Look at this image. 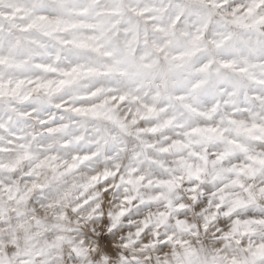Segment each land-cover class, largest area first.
I'll return each instance as SVG.
<instances>
[{
	"label": "clouds",
	"instance_id": "clouds-1",
	"mask_svg": "<svg viewBox=\"0 0 264 264\" xmlns=\"http://www.w3.org/2000/svg\"><path fill=\"white\" fill-rule=\"evenodd\" d=\"M0 21V264H264V0H0Z\"/></svg>",
	"mask_w": 264,
	"mask_h": 264
},
{
	"label": "snow or ice",
	"instance_id": "snow-or-ice-1",
	"mask_svg": "<svg viewBox=\"0 0 264 264\" xmlns=\"http://www.w3.org/2000/svg\"><path fill=\"white\" fill-rule=\"evenodd\" d=\"M41 21H47L49 24L54 25L53 31L60 30L62 21L60 19H49L47 16H40L38 18ZM93 39H98V37H93ZM20 44V38L12 32L5 31L3 27V22L0 21V67L5 65L12 66L15 62V56L12 54L18 48ZM107 55H111V53H107ZM39 67L44 68L48 71L55 72L56 68L51 65H39ZM81 71L85 72H93L94 69L91 68H83L82 66L73 65L70 70L65 71L63 73L64 76H72L74 73H80ZM61 84L68 83L66 80H61ZM3 87V85H0Z\"/></svg>",
	"mask_w": 264,
	"mask_h": 264
}]
</instances>
